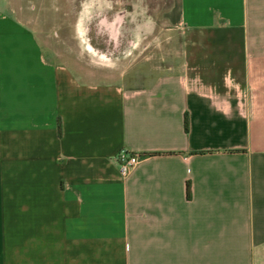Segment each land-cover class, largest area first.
<instances>
[{"label": "crops", "instance_id": "obj_1", "mask_svg": "<svg viewBox=\"0 0 264 264\" xmlns=\"http://www.w3.org/2000/svg\"><path fill=\"white\" fill-rule=\"evenodd\" d=\"M164 1L182 60L105 83L56 54L79 9L0 8V264H264V0Z\"/></svg>", "mask_w": 264, "mask_h": 264}, {"label": "rangeland", "instance_id": "obj_2", "mask_svg": "<svg viewBox=\"0 0 264 264\" xmlns=\"http://www.w3.org/2000/svg\"><path fill=\"white\" fill-rule=\"evenodd\" d=\"M5 6L21 17L25 13L35 25L48 27L61 25L79 9L85 15L79 51L64 49L56 54L87 82L117 80L138 61L166 68L182 60L184 35L182 30L168 26L164 0H0V8ZM105 24H109L108 30ZM55 36L47 35L49 43L58 40L67 47L73 40L71 34ZM89 44L99 49H91Z\"/></svg>", "mask_w": 264, "mask_h": 264}, {"label": "built area", "instance_id": "obj_3", "mask_svg": "<svg viewBox=\"0 0 264 264\" xmlns=\"http://www.w3.org/2000/svg\"><path fill=\"white\" fill-rule=\"evenodd\" d=\"M143 157L129 153L127 151H120L116 157L115 161L118 166L119 174L122 177H126L129 173L141 162Z\"/></svg>", "mask_w": 264, "mask_h": 264}, {"label": "trees", "instance_id": "obj_4", "mask_svg": "<svg viewBox=\"0 0 264 264\" xmlns=\"http://www.w3.org/2000/svg\"><path fill=\"white\" fill-rule=\"evenodd\" d=\"M184 125H185V130H187V121H186V119H185ZM58 134L60 135V126L59 125H58ZM186 196L189 197V188L188 187L186 189Z\"/></svg>", "mask_w": 264, "mask_h": 264}]
</instances>
